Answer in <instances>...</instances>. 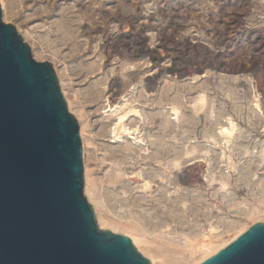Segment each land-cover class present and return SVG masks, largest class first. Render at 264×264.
Wrapping results in <instances>:
<instances>
[{"label":"rangeland","instance_id":"rangeland-1","mask_svg":"<svg viewBox=\"0 0 264 264\" xmlns=\"http://www.w3.org/2000/svg\"><path fill=\"white\" fill-rule=\"evenodd\" d=\"M0 5L2 21L17 28L33 57L52 63L63 77L61 88L74 102L70 107L66 99L69 111L78 116L82 110L84 154L105 214L129 219L139 213L140 229L151 238L160 239L161 232L174 236L178 245L185 234L206 233L224 219L264 221V202L258 199L264 193L250 189L235 170L253 159L258 164L264 154V0H4V6L0 0ZM203 94L199 135L214 134L231 117L243 131L242 148L255 157L219 162L214 152L209 171V161H202L189 182H181L178 171L174 178L180 183L168 185L170 194L155 192L162 205L151 202L140 190L141 178L130 177L151 174L153 163L138 148L125 151L127 143L135 146L129 135L113 137L114 109L134 104L142 116H131L127 124L150 143L163 137V126L177 122L173 106L191 119ZM183 166L188 172L193 167ZM257 172L264 178L263 169ZM223 174H233L228 191ZM158 182L152 183L155 189ZM85 187L84 175L87 196ZM172 196L181 197L171 202ZM255 206L262 212L251 216Z\"/></svg>","mask_w":264,"mask_h":264},{"label":"water","instance_id":"water-1","mask_svg":"<svg viewBox=\"0 0 264 264\" xmlns=\"http://www.w3.org/2000/svg\"><path fill=\"white\" fill-rule=\"evenodd\" d=\"M83 159L53 64L33 57L0 5V264H153L99 226ZM196 264H264V221Z\"/></svg>","mask_w":264,"mask_h":264},{"label":"bare ground","instance_id":"bare-ground-1","mask_svg":"<svg viewBox=\"0 0 264 264\" xmlns=\"http://www.w3.org/2000/svg\"><path fill=\"white\" fill-rule=\"evenodd\" d=\"M1 2L4 6V0H1ZM58 74L59 73L57 72L59 84L61 87V85H63V81L61 80V78L63 77H60ZM62 91L65 99L69 101L71 105L70 107H72L74 104L73 100L69 99V96H67L65 89H62ZM206 100L207 99L203 94L200 97L199 106H196L194 108L195 114L193 115L194 117H191V119H189L190 117L184 119L180 108L177 106H173V114L176 115L177 122L174 123V126H170V124L169 126H167V124L165 127L163 126L161 128L163 130V137H160L161 139L157 141L159 138L158 137L157 140H154L150 143L145 142V138H142V136L139 135L140 132L138 127L131 128L127 124V121L131 118V116H142L140 110L137 109V107L133 106L134 104L125 107L126 105H128V102L125 103L124 107H115L114 111L116 112L118 118L112 129V132L114 134L113 137L116 139H120L124 135H129L130 138L134 141H132V143H134L135 146H132L129 142L124 147L125 151L127 150L130 152H134L138 148V151L142 154V159H148L149 162L153 163L152 165L154 166V172H152L151 174H146L145 172V174L143 172L138 174L133 173L130 177L141 178L140 190L144 191V194L149 197L151 202L162 205L163 197L161 198L159 196H156L155 192H158L160 195L164 193L167 195V193L170 194V191L168 189L169 184L178 185L180 181H191L195 177L192 175L194 173L192 171L197 167L203 168L205 164L202 163V161L208 162L209 157L212 158V156H214V152L216 154V161L219 162L221 161V159H224L226 161H231L232 159L235 160L236 156L240 160L246 156L250 157V159L255 157L251 155L249 150H244L242 148L241 142L243 138V131L238 127L237 123L231 117L226 118V124L218 127L214 134L209 135V133L207 134V131H202V133L199 135V133L196 131V125L199 119V116H197V114L200 113L199 111L204 109ZM256 105L261 111L262 108L260 104L256 103ZM112 107L113 105H110L111 109ZM83 115L84 114L82 110L79 109L78 116L82 118ZM78 116V119H76L79 122V129L82 139L85 137L86 124L85 121L82 119L80 120ZM174 132L176 134L173 135ZM85 152L83 147L84 175L86 178L85 192L88 196V199L92 202V204L94 203L95 205L97 220L100 227H107L114 232L127 233L136 248L143 255L147 256L153 264H196L197 260H201L213 254L215 251L225 248L227 245L234 242L242 234V232L247 231L253 224L259 222L254 221L252 223H247L245 221H240L234 218L224 219L222 223L218 222L217 224H211L210 230L206 233L203 232L202 234H185L179 245L177 244L178 240L174 236L165 234L163 232H161V234H157V236L161 237L162 239L151 238L149 236L150 232L147 229H140L141 226H143V217L139 213L132 214V217L129 219H124L123 216L115 217L116 215L110 216L104 213V197L102 198L101 195L93 189V172L87 164L88 162H86V155L84 154ZM252 161L250 163L242 162L243 165H241V167H236L235 170H237V173L241 175V180L244 179V182L247 181V186H249L250 189H260L261 192L264 193V178L258 176L257 172V170L259 169H263L264 171V166L263 168H261L262 163L264 162V154L262 155V159H260V161L258 160V164H253ZM255 161H257L256 158ZM187 162L190 165H193L190 172H188V169V171L185 170L183 166V164ZM211 164V161L207 163L208 166L206 171H209V169L211 168ZM178 171L182 174L179 175L180 181L174 178V175L178 176ZM229 172L231 171H228L227 173ZM232 175L233 174H230V176ZM230 176H226L223 174L222 188L226 189L227 191L230 188ZM155 178H159L161 180V182H158V188L156 189L154 187L155 185L152 184ZM139 181L134 180L133 183H137ZM208 182H210L209 179ZM180 197L172 196L171 202H177ZM258 199L260 203L264 202L263 198ZM132 204L134 205L133 201ZM241 204H244V202H239V205ZM260 212H262V210L259 207L255 206L251 211V216L254 214L256 215ZM224 234H227V236H225ZM184 250H187V253L190 254V257L185 255Z\"/></svg>","mask_w":264,"mask_h":264}]
</instances>
